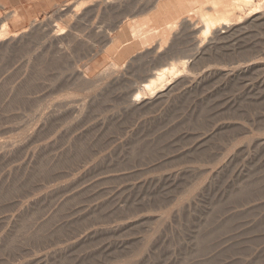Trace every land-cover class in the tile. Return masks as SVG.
I'll return each mask as SVG.
<instances>
[{
	"label": "rangeland",
	"instance_id": "1",
	"mask_svg": "<svg viewBox=\"0 0 264 264\" xmlns=\"http://www.w3.org/2000/svg\"><path fill=\"white\" fill-rule=\"evenodd\" d=\"M78 1L0 8V264H264V0L165 56ZM171 65V95L131 104Z\"/></svg>",
	"mask_w": 264,
	"mask_h": 264
},
{
	"label": "bare ground",
	"instance_id": "2",
	"mask_svg": "<svg viewBox=\"0 0 264 264\" xmlns=\"http://www.w3.org/2000/svg\"><path fill=\"white\" fill-rule=\"evenodd\" d=\"M94 2L98 3V4H96L98 9H107L108 11L110 10V14H111V11L116 13L115 16L118 17V23H117L118 26L117 27L119 29V36H121L122 39H124L123 43L130 42L129 47L127 48L128 52H134V51L143 49V50H148V52L153 54L154 56L159 55L160 53L163 55V53L166 52V48L169 47L168 42H170L172 39H178L179 38L177 35V33H178L177 31L179 30V28H182L180 30H184V28H186V29L190 30L191 34H197V32L200 31L201 28L204 29V34L207 33L209 35V33H210L213 39L208 38V41H206L207 37H209L210 35L207 37L205 36L206 38H204V39H206V40H204V43L200 44L198 46V48L197 47L196 48L198 50V53H200V54L202 52L207 51V49L209 50V48L211 49L212 46L216 45V44H214L215 42H213V40L225 39V37H228V34L231 31L234 32L233 30H235L237 28V25L234 24L233 22L231 23L230 21H232V18H234L238 13H241L242 9H244V8L247 9V7L251 6L250 4L252 3V1H249V0H80L74 5V8L72 10L74 11V13H75V10H78V12H79V10L81 8H83V7L87 8L88 5L90 7V5H93L92 3H94ZM93 8H96V7H93ZM257 8H259V7H257ZM257 12H259V11H257ZM261 12L262 11H260V13ZM115 13H113V14H115ZM250 15L251 16L248 15L247 17L251 18L252 23H254L253 21L259 22V21L264 20V13L260 14V15H256V14H250ZM112 16H114V15H112ZM238 16H239V14H238ZM117 17H115V18H117ZM139 17H140V19L138 20L137 18H139ZM244 19L245 18H243V20ZM115 27H114V29H115ZM243 27L244 26H242V28ZM240 28H237V29L241 30ZM155 30H156V33L159 30L158 31L159 34L156 35ZM180 30H179V32H180ZM239 30L235 31V32H239ZM64 32H67V31H65V29H64ZM61 33H63V32L60 30V34ZM181 33H180V36H181ZM155 36H156V40H155ZM107 38H108V36H107ZM113 41L114 40H112V42ZM156 42H161V44L156 43ZM171 42H173V41H171ZM197 42H198V39H197ZM105 43H107V41ZM110 43H111V41H110ZM152 43H154V44L156 43L158 45L155 46ZM146 46H148V47H146ZM125 51H126V49H125ZM165 55L166 54L164 53L163 56H165ZM164 60H165V58H164ZM190 60H187V61L179 63V64H182L183 66H187L190 64ZM119 61L121 62V60H119ZM116 62H118V61L116 60ZM174 66L170 67V69L172 68L171 71L169 68H168L169 70L167 68H164V69H159L158 71H152V70H151L152 72L149 71L146 75V79L149 78L151 80H149V83L144 82L143 83L144 85H142V87L140 89L136 90V92H135L136 94H134L130 100L131 104H138L140 102V103H142V105L143 104L147 105V103L150 101L156 100V102H157L158 100H160V98H162V97L164 98L163 95L167 94L168 91H169L168 93L170 94L171 89L169 90V88H172V86H174V85L172 84V86L170 87L169 85H171V84L168 85L167 82L165 84V81H166L165 78L167 77V75L169 78V75L171 74V72L173 74L175 73L174 71H175L176 66H175V68H174ZM177 72H179V71L177 70ZM170 80L172 81L171 78H170ZM175 81H177V80H175ZM147 82H148V80H147ZM163 82H164V85H163ZM177 82H179V81H177ZM161 83H162V85H161ZM159 84L161 86H163L161 88V90L157 89ZM175 86H176V84H175ZM147 91H149V92L153 91L152 95H149V96H151V98H149V99L142 97V94H144L143 96H145L146 93H144V92H147ZM153 103H155V102H153ZM140 107H141V105H140Z\"/></svg>",
	"mask_w": 264,
	"mask_h": 264
},
{
	"label": "crops",
	"instance_id": "3",
	"mask_svg": "<svg viewBox=\"0 0 264 264\" xmlns=\"http://www.w3.org/2000/svg\"><path fill=\"white\" fill-rule=\"evenodd\" d=\"M66 0H0V8L4 11H16L28 19L41 18L52 12L57 5Z\"/></svg>",
	"mask_w": 264,
	"mask_h": 264
}]
</instances>
